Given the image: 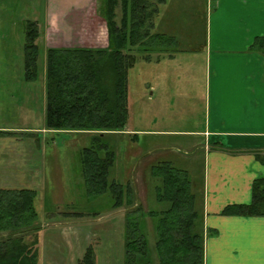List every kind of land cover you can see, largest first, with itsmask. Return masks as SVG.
<instances>
[{
    "label": "rangeland",
    "instance_id": "374dc122",
    "mask_svg": "<svg viewBox=\"0 0 264 264\" xmlns=\"http://www.w3.org/2000/svg\"><path fill=\"white\" fill-rule=\"evenodd\" d=\"M47 2L0 0V131L10 133H0V189H35L39 182L40 197L36 199V208L44 229H47L46 237H43L45 251L51 243V233L62 230L57 223L68 218L75 224L64 231L63 237L65 245L75 250L77 264H80L87 249L92 247L97 264H124L125 213L128 208L113 209L114 199L110 193L97 196L87 193L80 153L83 148L90 147L89 135L51 133L46 129L48 46L45 30L48 16L55 13L60 18L59 14H63L61 9L68 4H60V0ZM169 4L166 10L179 16L178 25L181 26L178 29L188 33L183 36L173 34L180 47L199 48V45L206 43L208 37L201 18L204 14L201 2L186 0L185 3ZM194 8L198 10L197 20V14L193 16ZM118 13L121 14L120 9ZM98 18L99 15L92 12L85 19L73 22L76 26V46L100 48L107 42L106 24L100 25ZM28 21H35L39 30L35 42L38 54L33 79L27 78L25 65ZM62 22L60 18L59 23ZM51 28L48 29L47 39L50 44H55ZM144 59V55L140 56L128 73L127 128L134 134L111 137L117 159L111 169L110 180L130 185L136 201L148 214L150 210L161 208L156 201L155 184L151 180V169L160 162H171L173 166L188 171L195 187L203 188L206 160L205 141L201 135L206 115L198 99L205 85L199 69L195 72L197 78L189 79L185 72V76L181 75V70L177 72L179 66L175 63L170 67L171 81L160 82L153 90L150 89L151 83L155 85L150 78L151 66ZM154 91L155 95L150 97ZM169 130L172 134L151 132ZM39 166L42 167L38 181V172L34 176L32 174L34 167ZM145 217V233L153 250V258L157 261L154 249L157 237L153 221L148 215ZM3 236L0 234V241ZM84 247V253L80 254ZM49 258L53 259L54 264H72L74 261L63 260L60 250L57 253L46 252L45 262Z\"/></svg>",
    "mask_w": 264,
    "mask_h": 264
},
{
    "label": "trees",
    "instance_id": "16d2710c",
    "mask_svg": "<svg viewBox=\"0 0 264 264\" xmlns=\"http://www.w3.org/2000/svg\"><path fill=\"white\" fill-rule=\"evenodd\" d=\"M167 1L102 0L99 14L107 24L108 47L47 49L46 129L89 135L91 145L80 153L87 193H110L113 209L128 208L124 264H205L203 195L188 171L171 162L152 167L151 180L161 208L148 214L136 201L130 185L110 180L117 159L111 137L124 135L129 120V70L140 56L149 61L150 52L163 55L169 52L164 45L179 44L173 36L152 33L154 18ZM38 36L37 23L28 21V79L35 77ZM253 45L254 49L264 50V35L257 37ZM261 160L264 162V157ZM37 196L35 189H0V234H5L0 241V264H38L41 225ZM223 214L264 217V178L254 181L249 204L229 205ZM147 215L157 237V261L145 233ZM79 263L97 264L93 247L87 249Z\"/></svg>",
    "mask_w": 264,
    "mask_h": 264
},
{
    "label": "crops",
    "instance_id": "0c3cea01",
    "mask_svg": "<svg viewBox=\"0 0 264 264\" xmlns=\"http://www.w3.org/2000/svg\"><path fill=\"white\" fill-rule=\"evenodd\" d=\"M185 1L168 0L160 6L159 13L154 18L152 33L173 37V34H188L178 29L181 25H178L179 16L177 17L176 12H168L165 8L169 3L174 5ZM199 1L204 13L201 18L206 29L207 42L199 45V48L189 49L181 48L180 44L175 47L164 45V49L169 51L164 55L150 52V59L146 62L151 66L150 78L155 82V85L151 83L150 89L156 90L160 82L171 81L170 67L175 63L179 66L177 72L181 70V75L185 72L189 79L197 78L196 69L202 73L200 78L205 85L198 99L206 115L201 135L205 141L203 146L206 160L201 189L205 264H264V217L223 214L229 205L249 204L252 201L254 181L264 178V162L261 160L264 157V50H255L253 45L257 37L264 35V0H196L197 3ZM49 2L50 0L47 4ZM64 3L68 4L61 9L63 14H59L62 24L55 13L48 16L45 30L47 48H94L75 45L77 34L73 22L96 12L101 21L99 24H106L105 19L100 18L99 1L60 0V4ZM119 9L120 7L117 9L118 20L121 15L118 13ZM59 12L61 13L60 10ZM197 13L198 10L194 8L193 16ZM197 19L198 14L195 20ZM51 22L55 25L52 28L48 27L52 25ZM49 28L53 30L51 36L55 44H50L47 39ZM65 36L67 37L63 39ZM106 47L108 37L107 42L100 48ZM182 66L185 68L180 69ZM154 95L155 91L150 97ZM175 102L174 100L173 103ZM133 132L126 126L122 136L134 134ZM151 132L172 134L170 130ZM41 167H34L32 174L34 176L38 172V181ZM38 184L39 182L35 188L38 191L37 198L40 197ZM39 221L41 229L38 231V264L40 261L41 264H54L51 258L45 262V253H57L58 250L63 252V260H74L72 264H77L75 250L65 245L63 237L64 231L75 223L68 218L61 219V223L57 225L62 230L51 233V243L45 251L43 237H46L47 229H44L42 220ZM84 250L85 247L83 251L80 250V254Z\"/></svg>",
    "mask_w": 264,
    "mask_h": 264
}]
</instances>
